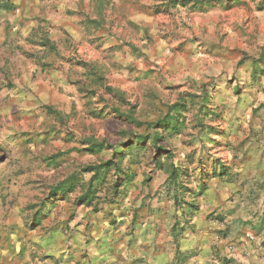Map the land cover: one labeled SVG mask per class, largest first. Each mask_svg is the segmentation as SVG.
<instances>
[{
    "label": "rangeland",
    "instance_id": "1",
    "mask_svg": "<svg viewBox=\"0 0 264 264\" xmlns=\"http://www.w3.org/2000/svg\"><path fill=\"white\" fill-rule=\"evenodd\" d=\"M17 16L19 44L0 42V264H91L87 250L96 264H264V0H0V39ZM177 102L183 128L158 129L161 150L150 138L117 155ZM216 157L228 174L211 173ZM108 160L134 172L117 196L112 167L91 205L77 201L90 174L51 197ZM175 167L196 191L209 172V189L184 195L198 204L190 223Z\"/></svg>",
    "mask_w": 264,
    "mask_h": 264
},
{
    "label": "trees",
    "instance_id": "2",
    "mask_svg": "<svg viewBox=\"0 0 264 264\" xmlns=\"http://www.w3.org/2000/svg\"><path fill=\"white\" fill-rule=\"evenodd\" d=\"M223 0H171V2L175 3H182L183 5H186L189 2H192L193 4L200 5L203 7L204 5H208L210 3H219ZM240 0H233V3ZM260 61L258 59H255L253 61V76H257L259 72L257 71L258 63ZM109 90L112 93H115V90L112 87H109ZM237 91V89H236ZM212 89L211 91H207L202 96V112L204 114V117H207L209 115H214L212 113L213 110H209V103L212 102ZM186 108V104L183 102H177L173 104L170 108V113H168L166 116L159 118L155 122H150L148 124V127L152 128L154 130L153 134L147 135L142 133H132L128 132V140L124 142V144H121L120 148L116 151L117 155L124 156L128 152H132L135 149H144L147 145V140L150 138L152 139V145L157 148V150H161L158 146V142L163 138L162 134H159L158 129L164 128L166 132L171 133H179L183 128V122L181 121L182 111ZM201 126H203V121L199 122ZM209 126V125H208ZM211 126H209V129ZM209 134H211V131H208ZM213 140L215 138H212ZM88 147L86 149L88 150H94L96 148H100L103 145L98 142H94L91 140L86 141ZM122 148H125V150H122ZM165 150V149H162ZM124 151V152H122ZM157 157V154H156ZM219 158L216 157L213 165H212V174L223 176L225 174H228L227 167L222 164L220 161H218ZM161 163V162H160ZM161 165V164H159ZM114 167L115 171V181L112 184V191L114 192V195H118L119 193V187L123 186L125 184L131 183V181L134 179V172L128 168L129 171H124L122 166L119 164L117 160H108L105 162H100L99 164L89 165L81 170H78L76 172L71 173L69 176L64 178L62 181H59L56 185L52 186L50 189L51 197L58 198V199H65L70 193L74 192L77 188V186L80 183L81 176L85 174H90L88 180L84 183V192L77 197V201L79 203H85L87 205H91L95 199L96 194L98 193V189L100 186L104 184V182L108 179L109 173ZM180 175H189L186 168L184 167H175L173 170L170 171L169 174V182L171 183V186H173L174 194H173V201L174 204L177 207L182 208V214L186 217V223L191 222V218H193L194 212L198 209V204L193 201H188L184 198V195L187 191L192 195L193 198L198 197L199 195L203 194L207 189L210 187L209 182V172L201 169L200 176H198V186L197 190H194L192 188H186L181 182H179ZM183 196V197H182ZM55 203V202H54ZM51 205L47 207L49 208ZM34 218H38L41 214L40 212L34 211ZM40 221V220H39ZM179 228V230H178ZM184 226H180V222L177 220L173 226V231L175 232V236H180L182 231H184ZM85 256L89 257L90 260H92L91 264H96V255L92 256V251L87 250Z\"/></svg>",
    "mask_w": 264,
    "mask_h": 264
},
{
    "label": "crops",
    "instance_id": "3",
    "mask_svg": "<svg viewBox=\"0 0 264 264\" xmlns=\"http://www.w3.org/2000/svg\"><path fill=\"white\" fill-rule=\"evenodd\" d=\"M15 18H14L15 19L14 22H11L9 29L5 32L3 39H0V42L2 40L4 41L7 40L9 42H14V43L16 42L15 44H19V16ZM6 28L7 25L5 26V29Z\"/></svg>",
    "mask_w": 264,
    "mask_h": 264
}]
</instances>
